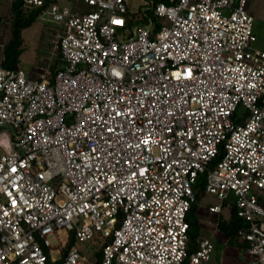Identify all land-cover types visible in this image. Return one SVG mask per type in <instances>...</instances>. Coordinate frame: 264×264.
<instances>
[{"label":"built area","instance_id":"obj_1","mask_svg":"<svg viewBox=\"0 0 264 264\" xmlns=\"http://www.w3.org/2000/svg\"><path fill=\"white\" fill-rule=\"evenodd\" d=\"M127 2L23 1L60 29L36 76L0 65V264H92L76 243L95 237L100 264H209V238L187 252L199 175L220 200L209 212L232 203L246 222L242 264H264L249 0L159 1L157 28L129 26Z\"/></svg>","mask_w":264,"mask_h":264},{"label":"rangeland","instance_id":"obj_2","mask_svg":"<svg viewBox=\"0 0 264 264\" xmlns=\"http://www.w3.org/2000/svg\"><path fill=\"white\" fill-rule=\"evenodd\" d=\"M264 0H259V2ZM262 3V2H261ZM143 0H128L127 6L129 11L134 14V18L139 19L141 17V10L143 9ZM133 25L139 24L136 20L132 23ZM253 33L256 32L258 44H264V22L257 17L253 20ZM60 29L54 23L47 22L40 16L33 21V23L22 30V52L19 56V63L23 67L29 68L30 65L38 61L41 57L44 60L51 56L52 52V39L54 38L55 32ZM258 31V33H257ZM5 46V45H4ZM56 54V52H55ZM3 48L1 49L0 40V60L3 59ZM43 61V60H42ZM241 110H239L240 112ZM199 211V236L209 238L214 245L211 253L209 264H228L234 263L237 260V264L244 261V253L240 252L235 247L231 246L230 242L223 234L222 231L216 228V221L218 214L210 213L208 211V205L220 204V200L215 195L205 194L198 200ZM220 216L223 219H227L229 216V208H223ZM59 239L63 241L65 239V233L59 234ZM50 242L52 246H57L58 241L56 237L50 236ZM77 246L84 251L90 258L92 263L96 259V252L100 246V240L95 237L86 242H77ZM51 255L54 258H58L56 252H52ZM241 261V262H240Z\"/></svg>","mask_w":264,"mask_h":264},{"label":"trees","instance_id":"obj_3","mask_svg":"<svg viewBox=\"0 0 264 264\" xmlns=\"http://www.w3.org/2000/svg\"><path fill=\"white\" fill-rule=\"evenodd\" d=\"M24 0H12L11 3V15H10V31L11 37L9 41L3 47V59L0 62V65L7 68H18L19 67V56L22 52V30L26 27L30 26L37 17L40 15V9H26L23 7ZM146 3L143 5V9L141 10V17L139 19L134 18V14H131L132 17L128 18V25H132L134 21H138L139 25H143L145 27H159L160 21L159 18L153 14V7L159 1L166 0H144ZM218 160V158L214 159V163ZM205 183L206 176L199 175L196 183L193 186V190L195 193V200L192 202L190 209L187 212L186 220L188 222V241H187V252L190 254L198 247V241L200 240L199 236V219L198 211L199 204L198 200L201 196L205 195ZM229 208V216L227 219H223L218 213L216 228L223 232L231 246L238 249L240 252L245 250L246 243L242 242L238 236L237 231L239 228L246 226V222L237 216L236 207L232 203L223 202L222 208ZM209 211V210H208ZM211 213V212H210ZM216 214V213H215ZM74 244V236L72 234L69 235V238L66 242V248ZM101 257V247L99 246L98 251L96 252V259L92 264H100ZM60 259L55 263L51 264H59Z\"/></svg>","mask_w":264,"mask_h":264},{"label":"crops","instance_id":"obj_4","mask_svg":"<svg viewBox=\"0 0 264 264\" xmlns=\"http://www.w3.org/2000/svg\"><path fill=\"white\" fill-rule=\"evenodd\" d=\"M261 2H259V0H249V2L247 4V10L253 16V20L256 19L257 17H259V19L264 22V1H261ZM11 3H12V0H0L1 49L9 41V39L11 37V31H10V15H11L10 7H11ZM257 33H258V31H257ZM254 34L256 36V32ZM254 46L264 50V44H261V43L258 44L257 36H256V40L254 42ZM42 60H44V58L41 57L37 62L35 61L33 63V65H30L29 68L23 67L20 63H19V67L24 69L25 72L27 73V75L34 77L38 74V72L40 70V65H41ZM0 62H1V60H0ZM261 201L264 204V194L261 197ZM243 253H244V251H243ZM242 263L243 262H241L240 264H242ZM226 264H228V263L226 262ZM230 264H237V260H236V262L230 263Z\"/></svg>","mask_w":264,"mask_h":264},{"label":"snow or ice","instance_id":"obj_5","mask_svg":"<svg viewBox=\"0 0 264 264\" xmlns=\"http://www.w3.org/2000/svg\"><path fill=\"white\" fill-rule=\"evenodd\" d=\"M116 23H120V21H116ZM189 75H191V72H190V70H189ZM146 142V141H145Z\"/></svg>","mask_w":264,"mask_h":264}]
</instances>
